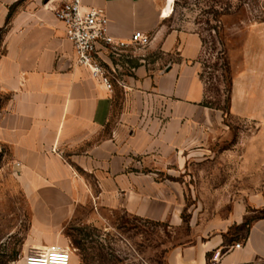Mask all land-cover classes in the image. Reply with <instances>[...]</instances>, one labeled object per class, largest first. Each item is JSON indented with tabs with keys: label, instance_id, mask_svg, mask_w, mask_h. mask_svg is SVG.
Returning <instances> with one entry per match:
<instances>
[{
	"label": "crops",
	"instance_id": "crops-1",
	"mask_svg": "<svg viewBox=\"0 0 264 264\" xmlns=\"http://www.w3.org/2000/svg\"><path fill=\"white\" fill-rule=\"evenodd\" d=\"M19 1L0 0V96L7 97L0 104V154L16 172L33 230L51 245L75 220L106 227L118 211L181 228L184 191L168 179L169 167L153 163H184L187 129L206 113L200 107L201 37L165 32L164 11L172 0H83L105 11L116 38L127 41L141 31L182 58L158 74L139 67L118 109L115 90L108 92L76 65L53 11L57 5L32 1L9 19ZM240 53L230 112L256 125V139L245 146L254 150L242 155V167L249 168L244 159L250 156L264 178V22L248 26ZM145 101L160 103L156 117H138L153 111ZM239 195L227 215L201 217L189 243L169 249L165 264H264V215L252 221L245 238L231 234L250 213L264 212V188L243 187Z\"/></svg>",
	"mask_w": 264,
	"mask_h": 264
},
{
	"label": "rangeland",
	"instance_id": "rangeland-1",
	"mask_svg": "<svg viewBox=\"0 0 264 264\" xmlns=\"http://www.w3.org/2000/svg\"><path fill=\"white\" fill-rule=\"evenodd\" d=\"M32 1L36 0L12 4L9 19ZM37 1L46 8L60 3L59 0ZM172 8L173 0L164 11V17L168 18L165 32L197 33L203 42L198 62L205 87V100L200 107L206 113H202L199 123L187 129L184 163H153L154 168L161 170L169 167L173 177L168 179L183 189L184 224L176 228L168 221H148L122 211L116 212L106 227L75 220L51 244L70 247L72 264H165L169 249L189 243L191 230L201 217L227 215L243 187L264 188V178L256 172V163L250 156L244 159L249 170L242 167V155L252 154L254 150L245 146L256 139L257 127L231 115L232 87L222 69L228 61L234 79L241 66L240 52L248 26L264 22V0H175L173 13ZM4 52L0 34V56ZM181 61L178 50L164 51L161 40L156 41L155 36L147 47L126 50L113 69L110 68L118 109L127 101L128 80L135 77L139 67L146 66L151 74H158ZM6 99L0 96V104ZM145 106L153 111L138 117H156L158 113L154 110L160 103L145 101ZM117 113L115 121L119 117ZM86 214L82 212L80 217L84 219ZM263 215L264 212H252L248 221ZM246 231L247 227L241 226L231 234L245 238ZM42 240L32 228L28 201L18 185L16 172L0 158V264H24L34 249L50 246Z\"/></svg>",
	"mask_w": 264,
	"mask_h": 264
},
{
	"label": "built area",
	"instance_id": "built-area-1",
	"mask_svg": "<svg viewBox=\"0 0 264 264\" xmlns=\"http://www.w3.org/2000/svg\"><path fill=\"white\" fill-rule=\"evenodd\" d=\"M59 2L53 11L73 47L76 65L88 70L94 80L112 93L114 81L110 68L113 69L126 50L149 46L151 36L136 31L127 41L118 39L112 34L110 20L103 9L86 6L83 0ZM235 248H241V244L237 243ZM24 264H72V250L57 244L45 250L34 249L26 256Z\"/></svg>",
	"mask_w": 264,
	"mask_h": 264
},
{
	"label": "trees",
	"instance_id": "trees-1",
	"mask_svg": "<svg viewBox=\"0 0 264 264\" xmlns=\"http://www.w3.org/2000/svg\"><path fill=\"white\" fill-rule=\"evenodd\" d=\"M174 1L175 0H173V8H174ZM173 8H172V13H173ZM9 18H10V16H9ZM222 69H223L224 73L226 74V76L228 77L229 82H230L231 87H232V85H233V78H231L230 63L228 61H225V63L222 66ZM0 158H2V154H0ZM251 223H252V221L249 222L247 220L242 226H245L248 229L250 227Z\"/></svg>",
	"mask_w": 264,
	"mask_h": 264
},
{
	"label": "bare ground",
	"instance_id": "bare-ground-1",
	"mask_svg": "<svg viewBox=\"0 0 264 264\" xmlns=\"http://www.w3.org/2000/svg\"><path fill=\"white\" fill-rule=\"evenodd\" d=\"M47 247H48V246H47ZM47 247H46V248H47ZM46 248H43V249H40V248H39V250H45Z\"/></svg>",
	"mask_w": 264,
	"mask_h": 264
}]
</instances>
